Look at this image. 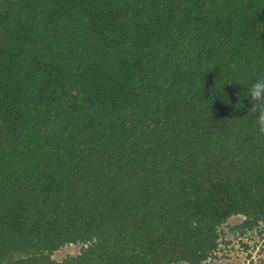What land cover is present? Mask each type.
<instances>
[{
	"label": "trees",
	"instance_id": "1",
	"mask_svg": "<svg viewBox=\"0 0 264 264\" xmlns=\"http://www.w3.org/2000/svg\"><path fill=\"white\" fill-rule=\"evenodd\" d=\"M256 79L264 0H0V264H204L238 216L264 238Z\"/></svg>",
	"mask_w": 264,
	"mask_h": 264
},
{
	"label": "rangeland",
	"instance_id": "2",
	"mask_svg": "<svg viewBox=\"0 0 264 264\" xmlns=\"http://www.w3.org/2000/svg\"><path fill=\"white\" fill-rule=\"evenodd\" d=\"M243 217H232L228 224L222 228L226 241H230L229 246L221 245V251L218 252L217 258L204 264H261L264 259V238L255 232L250 237L236 239L235 234L230 231L229 227L239 224ZM245 243L249 249H245L241 243ZM80 246L70 245L58 251L55 254L57 260H62L69 254H78Z\"/></svg>",
	"mask_w": 264,
	"mask_h": 264
},
{
	"label": "clouds",
	"instance_id": "3",
	"mask_svg": "<svg viewBox=\"0 0 264 264\" xmlns=\"http://www.w3.org/2000/svg\"><path fill=\"white\" fill-rule=\"evenodd\" d=\"M249 108L257 112L256 126L260 136H264V79H256L248 89Z\"/></svg>",
	"mask_w": 264,
	"mask_h": 264
}]
</instances>
